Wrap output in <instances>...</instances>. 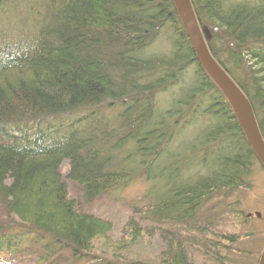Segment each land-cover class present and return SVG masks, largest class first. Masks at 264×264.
I'll use <instances>...</instances> for the list:
<instances>
[{
    "label": "trees",
    "instance_id": "trees-1",
    "mask_svg": "<svg viewBox=\"0 0 264 264\" xmlns=\"http://www.w3.org/2000/svg\"><path fill=\"white\" fill-rule=\"evenodd\" d=\"M190 2L264 142V0ZM163 30L171 33L165 54L146 55ZM182 69L193 75L186 88L173 81ZM172 82L178 100L157 109L154 92ZM116 106L112 129L99 111ZM63 162L87 202L143 178L133 210L165 226L161 264H193L190 249L223 264L249 235L222 232L217 222L227 214L246 222L232 197L250 188L254 166L264 172L171 0H0V211L12 222L0 227V264L32 253L40 264H118L96 243L118 249L126 239L112 241L110 222L77 210ZM123 234L130 244L144 236L133 219Z\"/></svg>",
    "mask_w": 264,
    "mask_h": 264
},
{
    "label": "rangeland",
    "instance_id": "rangeland-1",
    "mask_svg": "<svg viewBox=\"0 0 264 264\" xmlns=\"http://www.w3.org/2000/svg\"><path fill=\"white\" fill-rule=\"evenodd\" d=\"M226 1L227 3H238L245 0ZM170 39V31L163 30L159 37L147 47L146 55L163 56L167 51L166 49L169 48ZM192 77V72L182 69L174 72L173 81H176L175 85L178 83V86L185 85L186 88L192 81ZM171 85H173V82L165 89L154 92L155 106L158 107L157 109L162 111L169 110L171 109L172 103L178 100L177 87ZM203 108L204 106L201 110H203ZM119 112H121L119 106L115 108L103 107L99 111V114L104 117L105 120L110 121L111 126L113 125L112 129H114L116 125L115 122H117L115 118ZM68 120H70V118L65 117L59 121H52L51 124L56 126L64 124ZM196 128H199L198 125ZM196 128L193 130V128L190 127V131H195ZM191 132H189L188 129L187 132L184 133L186 138L193 134ZM180 134H182V132ZM67 171L68 163L63 162L59 169V173L67 186L69 198L74 201L77 210L82 213L92 214L99 219L110 222L112 230L109 233V238H111L112 241H117L118 243L126 239L124 243L121 244L125 248L120 246L118 249L112 245H108L104 240L98 241L96 243V246L99 248L97 249L98 254L102 253L106 258H119L118 264H161L160 256L165 250V242L161 238L160 234L162 232L159 230L165 229V226L162 227L150 221H143L133 210L135 203H137V198L141 197L144 191V187L142 186L143 178H138V180H135L121 191L113 192L94 201L87 202L84 199L82 187L66 180ZM249 184V189L238 190L232 197V199L237 198L240 201L241 209L247 216H250L246 218V222L241 223V221L234 220L229 214L222 215V222H217L219 226L218 229L222 232L249 235L248 237L242 236L237 244L232 248L230 247L232 251L226 253L223 264H254L255 258L258 256L259 252L262 253L264 249V172L258 165L254 166L252 169ZM130 219L135 220L141 225L144 235L134 240L132 244H130V238L128 236L124 237L123 234L124 228ZM11 225L12 222L0 211V227H10ZM188 254L191 260H193V264H213L211 261H206V259L200 253L195 252L194 249H190ZM37 257V254L32 253L20 260H13V263L40 264L38 263ZM69 263L70 261L65 258L58 264Z\"/></svg>",
    "mask_w": 264,
    "mask_h": 264
},
{
    "label": "water",
    "instance_id": "water-1",
    "mask_svg": "<svg viewBox=\"0 0 264 264\" xmlns=\"http://www.w3.org/2000/svg\"><path fill=\"white\" fill-rule=\"evenodd\" d=\"M179 21L195 52L196 60L221 91L233 111V115L242 130L249 146L258 162L264 169V142L259 133L257 123L248 99L240 88L231 80L221 66L211 56L201 28L191 6L190 0H171ZM258 264H264V249Z\"/></svg>",
    "mask_w": 264,
    "mask_h": 264
},
{
    "label": "bare ground",
    "instance_id": "bare-ground-1",
    "mask_svg": "<svg viewBox=\"0 0 264 264\" xmlns=\"http://www.w3.org/2000/svg\"><path fill=\"white\" fill-rule=\"evenodd\" d=\"M232 80V79H231ZM204 105L206 106V103H204ZM202 107H203V103H202Z\"/></svg>",
    "mask_w": 264,
    "mask_h": 264
}]
</instances>
